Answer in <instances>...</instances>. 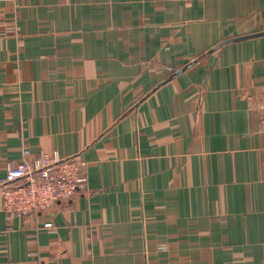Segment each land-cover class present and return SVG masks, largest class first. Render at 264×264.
Returning a JSON list of instances; mask_svg holds the SVG:
<instances>
[{
  "label": "crops",
  "instance_id": "crops-1",
  "mask_svg": "<svg viewBox=\"0 0 264 264\" xmlns=\"http://www.w3.org/2000/svg\"><path fill=\"white\" fill-rule=\"evenodd\" d=\"M264 0H0V181L84 163L8 217L0 264H264Z\"/></svg>",
  "mask_w": 264,
  "mask_h": 264
},
{
  "label": "built area",
  "instance_id": "built-area-1",
  "mask_svg": "<svg viewBox=\"0 0 264 264\" xmlns=\"http://www.w3.org/2000/svg\"><path fill=\"white\" fill-rule=\"evenodd\" d=\"M259 109L264 129V101ZM83 166L77 156L33 155L29 147H24L23 157L0 181L5 213L8 217H25L73 199L87 179Z\"/></svg>",
  "mask_w": 264,
  "mask_h": 264
}]
</instances>
